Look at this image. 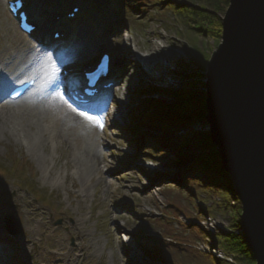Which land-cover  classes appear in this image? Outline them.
Instances as JSON below:
<instances>
[{
  "label": "rangeland",
  "instance_id": "rangeland-1",
  "mask_svg": "<svg viewBox=\"0 0 264 264\" xmlns=\"http://www.w3.org/2000/svg\"><path fill=\"white\" fill-rule=\"evenodd\" d=\"M28 1L33 21L39 27L35 37L39 38L42 26L48 22L51 28L48 37L54 46L60 44L52 40L55 31L69 32L71 29L72 25L65 18L67 11H71L73 5H79L81 14L85 15L90 7L91 11L75 24L72 44L65 49L64 54H68L80 40L86 45L99 42L98 49L110 52L114 58L116 79L119 80L122 74L127 72L132 76L129 86L121 84L123 88L119 87L120 96L118 91L113 90L104 94L110 113L109 123L104 133L100 131V134H103V145L99 148L102 157L98 172L93 178H88L76 170L69 147L60 150L53 141L47 146H44V142L36 146L30 138L36 152L34 155L27 139L31 133L27 129H21L15 134H0V227H3V219L8 213H13L21 221V233L14 243H21L18 246L19 252L15 250L14 245L9 244V239L2 238L4 236L1 235L0 229V239L5 240L3 244L0 241V264H155L147 252L153 251L156 240L157 243L159 240L163 243H173L170 242L172 240H166L162 229L166 218L173 221L175 214L167 206L168 199L163 194L162 185L177 187L174 180L161 181V176L178 175L179 153L187 148L179 146L165 152L158 148L165 154L154 152L149 142L140 141L141 137L146 133L149 140L153 139L156 144L165 133L159 129H141V125L136 124L139 120L132 116L153 115L170 110L176 102L175 93L179 90L205 91L206 68L202 63L206 52L211 56L218 47L217 41L208 36L195 43L190 42L178 32L176 22L173 27L165 28L170 23L155 15L156 10L154 13H147L132 9L135 0ZM224 14L218 12L214 16L221 19ZM57 16L63 21L58 22L61 20H57ZM16 35L29 42V48L43 50L44 46L39 39L29 38L19 30L17 20L11 18L6 3L0 0V52L5 48L11 49V41ZM124 37L128 41L127 47L123 44ZM148 37L158 43H161L162 38L171 52L183 54L184 58L176 65V87H166L167 79L171 78H160L159 68L151 72L152 77L158 79L154 85L143 80L147 76V70L135 59L134 38L144 43L150 39ZM100 51L96 55L86 57L84 61L79 59L71 65L67 62L66 64L81 73L82 67L99 60ZM75 53L77 55L76 50ZM48 54L53 63L59 65L57 71L62 74L65 68L60 67L61 56L52 57L50 51ZM67 65L63 63L62 67ZM31 72L16 74L12 82L32 74ZM77 72L73 71L68 77L70 83L75 81L72 80L73 77L80 75ZM34 74L40 79H48L46 75ZM61 76L65 79L63 86L66 84L67 88L68 78L63 74ZM7 90L8 88L4 90L6 94ZM62 91L67 100L63 87ZM6 94L2 97L3 101L7 100ZM26 99L28 97L23 101ZM12 121L15 122V119L12 118ZM200 127L209 128L205 118L196 120L189 128L179 132L175 129L174 133L190 139L198 133L208 132L204 139L208 143L205 149H208L212 146L209 144V130H198ZM24 134L27 137H24ZM205 149L199 145L194 146L188 154L201 153ZM100 176H103L104 180H100ZM220 192L223 193V190ZM201 197H205V194L195 199V207L205 204ZM210 198L207 205L218 206L223 201V196L214 192ZM231 198L235 209L231 208L230 213L235 214L236 208L241 209V204L236 196ZM166 208V218L159 216ZM232 215L223 216L218 213L214 217L228 232L232 228L241 230L240 221L234 220ZM186 217L181 214L178 219L188 222ZM58 221L62 223L59 225ZM196 221L200 223L201 218ZM215 242L219 246L217 241ZM197 248L206 253L200 249V245Z\"/></svg>",
  "mask_w": 264,
  "mask_h": 264
},
{
  "label": "trees",
  "instance_id": "trees-1",
  "mask_svg": "<svg viewBox=\"0 0 264 264\" xmlns=\"http://www.w3.org/2000/svg\"><path fill=\"white\" fill-rule=\"evenodd\" d=\"M228 5L229 0H135L132 9H139V11L147 13H154V10H156L155 15L162 20H168V23H170L165 28L173 27L176 22L179 27L178 32L190 42L195 43L202 37L212 36L219 45L222 39V18L216 19L214 14L218 12L225 13ZM158 6L159 9H157ZM194 48L197 49L196 46ZM206 54V58L202 63L205 68L210 58V54L207 52ZM175 95L176 102L173 103L170 110L153 115L132 116L134 119L139 120L138 124L141 126H149L165 133V136L156 144L150 143L151 141L146 133L143 136L141 135V142H149L154 152H162L158 148H162L161 150H164V152L167 149H177L179 146L185 147L184 149L187 148L186 151L179 153L178 175L176 177L166 176L165 174L161 176V181L166 182L165 179H171L177 183V187L161 184L163 194L168 199L167 206L172 209L171 212L175 213L173 215L175 220L172 221L166 218L167 215L164 213L167 208L163 209L162 217L167 219L162 225L163 234L172 239L173 243H163L161 240L157 243L158 240H156L153 251L147 252V255L162 264H256L253 253L244 241L243 234L236 232L235 228H232L230 232L216 236L217 244L228 255L233 256V262L226 260L216 262L213 256L197 248L198 243L205 240L206 234L204 228L196 220L204 214L213 216L218 213L223 216L232 215L233 213H230L231 208L235 209V207L232 206L231 197L235 195V188L231 176L222 167L220 156L213 147L212 140L209 143L212 146L205 149L208 143L204 139L208 132L198 133L190 139L179 137L178 134L174 133L175 129L178 132L181 129L188 128L191 123L195 122L193 120L206 119L205 91L179 90ZM185 142L189 146L186 147L187 143L185 144ZM198 145L205 150L197 154L196 152L188 154L189 150L191 151L194 146ZM221 190H223V193L220 192ZM212 192L223 196V201L218 206L206 204L207 201L211 200ZM203 194H205V197H201V199L205 204L195 207V199ZM236 199L239 202L237 197ZM179 207L184 211H181ZM235 211L236 213L232 216L234 220L240 221L241 209L236 208ZM181 214L186 215L190 222L179 220L178 217ZM177 220L178 222H174ZM172 224H175V226Z\"/></svg>",
  "mask_w": 264,
  "mask_h": 264
},
{
  "label": "water",
  "instance_id": "water-1",
  "mask_svg": "<svg viewBox=\"0 0 264 264\" xmlns=\"http://www.w3.org/2000/svg\"><path fill=\"white\" fill-rule=\"evenodd\" d=\"M204 83L212 145L241 204L244 241L264 264V0H229ZM6 223L21 232L14 214Z\"/></svg>",
  "mask_w": 264,
  "mask_h": 264
},
{
  "label": "bare ground",
  "instance_id": "bare-ground-1",
  "mask_svg": "<svg viewBox=\"0 0 264 264\" xmlns=\"http://www.w3.org/2000/svg\"><path fill=\"white\" fill-rule=\"evenodd\" d=\"M50 30L51 28L48 22L41 28L38 39L44 46V48H42L43 50L29 48V42L16 35L15 39L11 41V49L5 48V50L0 52V134L5 132L15 134L21 129H27L31 133V136L27 139L28 142L31 143L30 150L34 155H36V152L30 138H32L36 146L40 145L42 142H44V146H47L53 141L60 150L69 147L71 148L70 154L72 155V163L76 167V170L78 172L81 171L84 176L88 178H93L98 172V165L102 157L99 148L103 145V134H100V130L95 124L87 121L78 114L80 110L74 111L73 109L75 108L71 102L68 101V103L54 98L57 91L63 93L61 86L57 89L55 88L42 92V95L28 97L25 101H23L25 97L16 101H3L4 98H2L6 94L4 90L8 87L10 88V83L15 79L16 74L19 75V73H28V71H32V74L36 73L48 77L52 76L51 78L54 79L59 78L58 76L61 74H58L57 70L59 68L55 65L56 63H53L52 58L49 57L48 51L51 52L52 57L61 56L62 63L60 67L62 68L63 63L67 61H69L70 63L68 64L71 65L73 61L76 62L79 59L84 61L86 57L92 54L96 55L98 51L103 50L98 49L99 42H91L86 45L80 40V42H76L75 44L77 55L73 56L72 49L68 55H61L62 49L54 46V43L49 41L48 33ZM118 40L119 39H116V41ZM161 40V43H158L150 38L144 43H141L139 39L134 38L136 48L134 56L147 70V76H145L143 80L151 84L153 83L154 85L158 79L152 77L151 72L154 71L155 68H159V77L167 79L169 76L171 79H167L166 87L173 88L178 85H176V82H178V78L176 77L178 68L176 65L181 62L184 56L182 53L171 52L165 40L162 38ZM127 43L128 41L124 37L123 44H126V47ZM66 69L72 71L69 65L66 66ZM73 71L77 72V70ZM123 74L113 88V91H118L119 96L121 95L120 88H123V85L129 86V79L132 76L130 72H127L125 75ZM62 80L61 84L64 83L65 79ZM68 84L71 85L70 83ZM84 85L85 81L82 82V87ZM6 98L7 97H5V99ZM120 99H122V97ZM67 100H69V97H67ZM69 104H71V107H69ZM12 118L15 119V122L12 121ZM193 123H191L190 126L193 125ZM189 130L192 131L193 129ZM198 130L208 131L209 128L200 127ZM24 137H27L26 134H24ZM99 178L100 180H104L103 176ZM0 229L2 230L1 235L9 239V244L14 245L17 238L6 233L7 231L4 227L1 226ZM0 241L2 244L5 242L2 238ZM20 244L21 243L14 245L16 251H18V246ZM22 246H24V244H22ZM5 254L7 253L5 252Z\"/></svg>",
  "mask_w": 264,
  "mask_h": 264
},
{
  "label": "built area",
  "instance_id": "built-area-1",
  "mask_svg": "<svg viewBox=\"0 0 264 264\" xmlns=\"http://www.w3.org/2000/svg\"><path fill=\"white\" fill-rule=\"evenodd\" d=\"M189 222L190 221H188V223ZM199 224L204 228V231L206 234L205 240L198 243V245H200V249L205 251L207 254H210L211 256H213V258L216 261L226 260L228 262H233L234 261L233 256L228 255L221 247L216 245V242H215L216 236L221 233L228 232V229L224 227L223 224L220 225L221 222H219L217 218H215L213 215H210V214H204L201 217V221ZM240 228L241 230L237 228L236 232L240 230L239 233L243 234L241 224H240Z\"/></svg>",
  "mask_w": 264,
  "mask_h": 264
},
{
  "label": "snow or ice",
  "instance_id": "snow-or-ice-1",
  "mask_svg": "<svg viewBox=\"0 0 264 264\" xmlns=\"http://www.w3.org/2000/svg\"><path fill=\"white\" fill-rule=\"evenodd\" d=\"M54 98H58L60 100H63L65 102H67L66 99H65L64 94L62 92H60V91H57L55 93V97ZM69 107H71V104H69ZM73 110L75 111L76 109H73ZM78 114L80 116L84 117L87 121L95 124L96 126L103 127V123H102L101 119L98 116L90 115L89 112H87V111H80Z\"/></svg>",
  "mask_w": 264,
  "mask_h": 264
}]
</instances>
